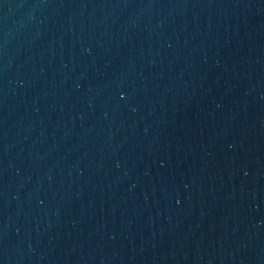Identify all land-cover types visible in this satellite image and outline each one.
<instances>
[{"label":"water","instance_id":"obj_1","mask_svg":"<svg viewBox=\"0 0 264 264\" xmlns=\"http://www.w3.org/2000/svg\"><path fill=\"white\" fill-rule=\"evenodd\" d=\"M0 264H264V0H0Z\"/></svg>","mask_w":264,"mask_h":264}]
</instances>
